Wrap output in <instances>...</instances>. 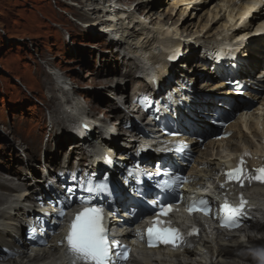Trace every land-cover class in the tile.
<instances>
[{
    "label": "bare ground",
    "instance_id": "1",
    "mask_svg": "<svg viewBox=\"0 0 264 264\" xmlns=\"http://www.w3.org/2000/svg\"><path fill=\"white\" fill-rule=\"evenodd\" d=\"M76 1L91 8L90 13L84 10L79 12L81 18L91 25L90 29L94 31L99 25L98 31H103L98 35L101 36L100 39L105 40L108 45V41H115V46L118 47L115 55L125 66V78L135 77V86L128 97L127 94L118 97L116 94L111 98L113 101H110L109 96L108 99L103 97L104 104H110L108 112L117 118L118 125L127 128L130 135L121 133L116 137L114 124L108 122V126L107 119L97 120L94 113H91L92 107L86 97L82 99L76 96L79 92L74 89L72 81L66 80L58 70L50 69L49 80L45 84L54 85L55 94L49 95L50 101L53 97L54 102L55 98L58 99V107L52 109L48 122L53 128L51 132L59 130L57 125L62 120L77 125L73 130L65 132L78 133L80 139L72 137L76 143L64 139L66 143L63 142V149L53 140V146L47 148V151L52 150L51 155L48 156L47 151L42 150L44 158L40 154L38 156L40 174L36 172L35 175L34 166L29 159H26L25 164L22 162L26 156L21 155L22 159L17 162L14 157L20 154L17 151H14L11 161H5L6 164L0 162V264H66L62 256L63 245L60 244L63 241V226L52 220L50 211L37 207L36 196L41 193L39 188L45 185L46 194H63V182L60 179L65 177L68 159L73 154L79 158L85 157L86 169L120 177L121 167L111 165L107 168L103 161L114 157L121 162L133 163L131 156L139 149L133 140H129L132 133L142 137L138 140L150 143L158 139H174L160 134L159 127L148 124L147 119L151 118L146 115L147 110L169 113L180 132V139H186L191 146L194 152L191 156L193 162L187 169L190 184L193 185L192 189L189 188L191 192H199L194 187L197 185L213 187L211 180L217 178L218 171L237 163L243 153H248L247 150L251 152V156L247 158L248 168L255 169L264 162V113L259 112L264 110V94H257V91L243 93L240 90L243 83L252 87V81L255 82V87L264 88V0H167L164 7L156 10L153 4H158L159 0H135L132 8L133 4L127 6L122 0ZM141 8H144L143 15H138ZM97 15L102 18L93 21L92 17ZM171 48L175 51H171ZM110 54L108 52L106 56ZM128 66L137 71L131 75L132 69L126 68ZM225 75L234 78L235 83L241 85L232 91L231 86L229 88L226 85ZM122 77L124 76L121 75ZM131 79L126 82L122 80L125 84L119 86L116 80L110 79L103 83L106 84L103 89L117 91L118 88L123 91L126 83L129 86L130 81H134ZM137 90L145 91L146 97L135 96ZM96 96L101 98V94L94 97ZM238 98L254 100L250 112L242 113L247 109L248 103L239 101ZM129 100L131 105L126 106L125 102ZM143 103L145 112H139L137 104ZM216 108L222 112L233 111L239 114L227 128L235 132L228 139L211 137L215 135L211 118ZM109 114L107 113V117ZM142 115L147 119L139 123L136 119L142 118ZM137 123H142L143 128ZM206 131L210 133L209 138H205L206 143H197L195 137L198 135L194 133ZM54 132V139L59 141V133ZM104 139L109 140L106 143ZM120 140H126L125 144L118 143ZM67 143L68 146H76L72 148V152L66 150ZM24 148L28 149L26 146ZM58 149H62L63 153L59 158L55 153ZM25 151L27 154L28 151ZM173 155L170 153L168 157L171 164H174ZM140 156L141 160L137 161V165H148L149 161L159 160L153 145ZM75 160L76 157L73 161ZM16 162L24 167L18 174L17 166L12 169ZM56 162H60L61 167L57 172L53 170ZM48 164L54 165L49 168ZM76 168L73 164L71 169L74 171ZM13 172L15 173L12 174ZM79 175L82 176L83 173ZM11 178L18 181L12 182ZM221 185L218 180L215 188L227 200L234 199L237 193L235 189ZM241 197L248 207L247 218L260 216V221L252 219L245 222L238 231L227 232L230 235L228 238H225V234H215L213 230L210 237L206 231L202 246H195L194 249L166 252L154 249L148 252L139 247L143 250L139 253V259L130 264H264V213L261 211L264 207V188L247 186L241 190ZM151 198L153 196L149 199ZM115 201L116 205L122 206L128 199L118 195ZM44 206L48 210H54L45 203ZM38 214L46 215L53 222V228L48 229L44 235L48 245L32 246L19 240L20 237L17 236L19 227L25 223L35 228L40 227L36 219ZM202 224L210 225L208 221ZM125 228L126 225H119V234H114L113 237L123 239L137 236L136 228L132 232H125Z\"/></svg>",
    "mask_w": 264,
    "mask_h": 264
},
{
    "label": "rangeland",
    "instance_id": "2",
    "mask_svg": "<svg viewBox=\"0 0 264 264\" xmlns=\"http://www.w3.org/2000/svg\"><path fill=\"white\" fill-rule=\"evenodd\" d=\"M159 1L158 4H153L155 10L164 7L167 0ZM122 3H127V6L133 4L131 5L132 8L135 5V0H122ZM122 3L120 4L123 5ZM143 9L141 8L138 15H141V13L143 15ZM83 10L90 13L91 8L84 6L81 2L78 3L76 0L72 2L68 0H0L1 163L11 161L14 151H17L20 153L18 157L14 155L17 162L22 159L21 155L26 156L25 160L22 159V162L25 164L26 159H29L34 166L35 175L40 174L41 165L38 156L40 154L41 158H44L42 150L47 151L48 147H52L53 140L56 145H61L62 148L63 142L66 143L64 139H68L72 143H76V140L72 137H79L80 139L78 133L67 134L65 132L73 130L77 125L68 124L62 120L57 125L60 131H53L54 134L59 133L58 139L60 140L54 139L53 132H51L53 128L48 122L50 121L52 109L58 107L56 105L58 99L55 98L54 102L53 97V100L50 101L49 95L55 94L54 85L45 84L49 80L48 71L50 69L58 70L66 80L72 81L74 89L79 92L76 96L82 99L86 97L85 99L92 107L91 113H94L97 120L107 119V124L108 122L111 125L114 124L116 128H113V131L116 137L120 136L121 133L127 136L130 135L126 131L127 128L118 125L117 118L108 112L110 104H104L103 97L109 96L110 101L114 100L111 98L116 94L117 97L126 94L128 97V94L133 90V86H135V77L129 78H133L134 81H130L129 86L126 83L123 91L118 90V88L117 91L103 89V85H106L103 83L110 79L116 80L117 86L124 85L125 83L122 80L126 82L129 79L125 78V66L122 65L120 59L117 60L115 55L117 53L115 51L118 49L115 46V41H108L110 46L105 40H101V36L98 35H101L103 31L101 29L98 31L99 25L95 27L96 24L93 25L95 27L94 31L90 29L91 25L89 26V23H86L88 21L81 18L80 13ZM101 18L99 15L92 17L93 21H98ZM170 50L175 51L174 48ZM108 52L111 54L107 57ZM129 65L136 66L135 64ZM126 68L132 69L131 75L135 73L134 71H137L130 66ZM121 75L124 77L121 78ZM105 88L109 89L107 86ZM95 93L101 94V98L94 97L98 95ZM145 93V91L137 90L135 96L138 95L139 98L146 97L147 94ZM125 104L130 106V100ZM138 110L142 112L139 107ZM143 110L145 112V109ZM107 113H110L109 117H107ZM146 115H149V113H146ZM145 118L142 115V118L140 117L136 121L140 123ZM109 124L108 126H110ZM107 131L109 130L107 129ZM129 138L137 144L141 143L138 140L140 138L139 134L132 133ZM89 140L91 139L89 138ZM104 140L107 143L109 139ZM125 141L120 140L118 143L125 144ZM79 142L82 143L81 140ZM68 143L66 145L68 149L66 148V150L72 152V148L76 146H68ZM24 146L28 149H25ZM62 149L55 152L57 158L63 154ZM25 150L28 151L29 156H27ZM51 153L52 150L46 152L48 156ZM75 157H78V155H71L67 164H75V161H73ZM84 158L78 157L77 161L81 162L80 165L84 164ZM17 162L14 163L12 169H16L17 166L18 174L24 167L23 164ZM56 163H54L55 165L48 164V167L54 165L53 168H56L53 169L54 171L60 169V162ZM2 176H5L4 173H2ZM10 181L17 182L18 180L11 178Z\"/></svg>",
    "mask_w": 264,
    "mask_h": 264
},
{
    "label": "snow or ice",
    "instance_id": "3",
    "mask_svg": "<svg viewBox=\"0 0 264 264\" xmlns=\"http://www.w3.org/2000/svg\"><path fill=\"white\" fill-rule=\"evenodd\" d=\"M245 155L249 154L245 153ZM225 175L228 180L236 181L241 188L245 186V181L248 184H251L253 181L264 183V167L249 171L245 166L243 158H241L237 168L227 172ZM182 180H186V178L176 176L173 181L169 182L165 180L158 186L174 191L175 186H178ZM100 187L104 188L103 185ZM88 191L92 192L94 189L89 187ZM198 203L203 206L202 210L207 214V201L201 199ZM245 203L246 201L241 197L239 207L225 208L226 213L232 219V223H235V217L241 214ZM195 206L196 202H193L189 211ZM161 211H164V209L162 208ZM60 215H63V213H60ZM102 219V210L99 208L85 209L76 215L65 237L67 241L65 255L68 258L69 264H122L123 261L128 259L129 250L126 246L109 241L108 232L102 224ZM153 224L154 227L147 229L149 246H154V238L157 242L172 244L173 247H176L180 243L189 246L183 238L191 233H181L177 228L164 227L159 219L154 220ZM196 231V229H192V232ZM113 248L117 249L114 254Z\"/></svg>",
    "mask_w": 264,
    "mask_h": 264
}]
</instances>
